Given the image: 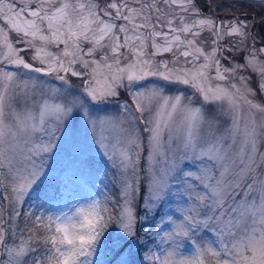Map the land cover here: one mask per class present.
Instances as JSON below:
<instances>
[{
	"label": "snow or ice",
	"instance_id": "1",
	"mask_svg": "<svg viewBox=\"0 0 264 264\" xmlns=\"http://www.w3.org/2000/svg\"><path fill=\"white\" fill-rule=\"evenodd\" d=\"M0 264H264V0H0Z\"/></svg>",
	"mask_w": 264,
	"mask_h": 264
}]
</instances>
